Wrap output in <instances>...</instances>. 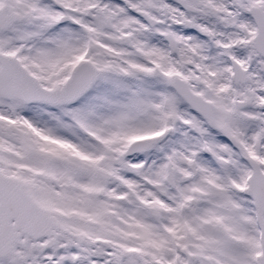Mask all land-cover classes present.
Listing matches in <instances>:
<instances>
[{
    "label": "snow or ice",
    "instance_id": "snow-or-ice-1",
    "mask_svg": "<svg viewBox=\"0 0 264 264\" xmlns=\"http://www.w3.org/2000/svg\"><path fill=\"white\" fill-rule=\"evenodd\" d=\"M0 264H264V0H0Z\"/></svg>",
    "mask_w": 264,
    "mask_h": 264
}]
</instances>
